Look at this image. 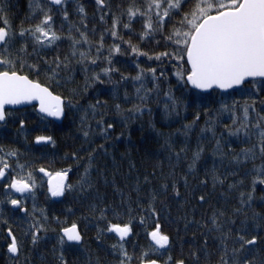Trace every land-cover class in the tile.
I'll return each instance as SVG.
<instances>
[{
    "label": "snow or ice",
    "instance_id": "snow-or-ice-1",
    "mask_svg": "<svg viewBox=\"0 0 264 264\" xmlns=\"http://www.w3.org/2000/svg\"><path fill=\"white\" fill-rule=\"evenodd\" d=\"M100 9L99 19L105 20V15L111 13L109 17L112 20L111 27L106 29L111 36H118V28L121 20L126 14L129 22L138 15L144 19L145 30L143 37H149L153 34H159L164 40L165 51L149 55L148 52H140L137 46L128 41V45L133 53H139L146 56L149 60L160 62L162 65L159 75L157 68L148 69L140 68L139 73L133 77L135 81L140 82V86L135 90V98L139 103H134L129 113L143 114L147 110L152 114V109L148 106L155 98L160 100V78L165 76V62L175 61V75L179 80L184 81L185 86L191 85L193 89L199 90H228L232 89L246 97L241 101L233 99L232 104L221 103V108L216 113L211 111L205 112V128L201 129L203 134L211 131L213 137L217 135L216 125L220 112L228 111L230 113L242 112V118L234 115L231 125L225 124L224 128L229 137H239L243 134L246 146L241 149L240 153L234 154L233 158L240 161H255L260 158L264 161V0H197L194 8L184 11V8L190 0H144L143 5H137L135 0L128 4L126 9L122 5H117L119 15L112 11L109 0H95ZM30 13L21 20L17 25L9 15V0H0V122L7 123L10 113L6 106L25 105L31 102H37L39 112L46 114L48 117L67 118L70 112H79L83 106L79 104L76 97L80 94L78 89H71L69 95L57 94L55 88L63 87L64 83L71 82L72 77L61 76V72L69 71L72 61L68 57L63 59L57 55L51 62L44 58L40 62H30L35 58L39 60V52L45 49L57 47L59 42L67 39L71 43V56L78 57L77 63L82 65V71L85 73L83 92L87 93L88 89L97 82L103 83L102 76L108 81H112V73L119 72L112 65V53L121 51L119 44H114L108 49V55L103 57L102 49L104 48V34L101 33L99 40L95 42V55H93L94 42L89 38L87 30L81 31L69 21V12L67 0H30ZM54 9L56 10L54 12ZM105 9L107 12H105ZM78 13L83 14L81 24L86 29L87 13L83 5H78ZM59 13L64 21L69 22L67 35L63 33V23L61 31L56 28L54 16ZM179 16V21L175 17ZM169 24L173 25L171 32L167 30ZM125 29L130 24H123ZM79 33V38L73 35V29ZM95 32V29L92 30ZM120 39H123L120 37ZM82 43L87 45L86 50H81ZM160 45V41H156ZM31 46V52L29 47ZM104 59L109 66L100 68V71H92L89 75V65L99 67L97 61ZM43 65H51L47 71ZM139 67V65H137ZM50 73L51 75H48ZM151 75V80L155 82L153 88L146 87L145 74ZM45 79L41 80V75ZM121 79H127L121 76ZM167 102L163 104L165 118L173 114L179 115L181 107L187 111L189 107L198 109L204 108L205 98L199 93L193 92L191 104L185 100H178L173 94L171 88L165 94ZM127 98V92H125ZM107 107V101L101 102L96 100L95 103H88L87 110H90L93 118L99 116L97 125L108 139V130L113 129V124H105L103 119L106 113L103 108ZM117 111H122L121 105L117 104ZM81 117V130L85 138L91 134V124L87 122L88 111ZM195 118L188 124L182 126L183 136L185 137L184 147L179 151L176 150L172 142L171 134L160 133L165 136V145L174 155L177 161L181 158V153L186 156L187 138L191 130L196 126L200 119V112L197 111ZM21 128L25 120H19ZM220 139H216V148L213 155L224 157L225 132H221ZM36 143L48 142L55 145L56 141L50 135H38L35 137ZM230 144V142H227ZM99 149L107 151L103 144ZM97 149L93 148L88 155L83 172L79 173V178L75 183L69 182V173L72 171L71 166L67 168L49 170L40 167L39 172L44 173L47 177V191L51 197H63L66 192L84 193L94 187L92 170L94 168V158ZM204 148L198 144L197 149L193 152L191 161L188 164L190 173H194L197 162L201 158ZM74 159L79 162L81 157L78 153L73 152L71 157L67 154L65 159ZM15 163H11V161ZM31 165L20 163V153L18 149L7 148L0 144V205H11L12 208L25 216H31L32 219L28 224L25 236H30L31 243L35 246L42 238L40 233L47 232L46 227L47 213L45 209L36 208V179L30 170ZM99 171V170H97ZM235 176L237 173L233 172ZM208 176H210L213 188L217 184L223 185L224 180L216 172L215 166L205 171V179L201 180L202 185H207ZM250 176V185L248 191H239V203L241 207L235 208L233 214L243 213V206L249 209L253 208L256 200L258 186H264V162L259 166L253 165L252 170L246 174L245 179ZM227 177H225L226 179ZM184 187L189 185L188 176L182 177ZM245 179H240L228 185L230 189H238L244 185ZM147 180V177H145ZM105 182H107L105 178ZM169 185L162 184V190L167 193ZM19 193L21 198H16L12 193ZM172 190L176 197H180V189L177 183L173 181ZM98 191V190H97ZM30 195L33 201L32 212L29 213L26 207L27 201L23 198ZM99 199V197H97ZM199 202L206 201L205 195L198 197ZM158 193L152 190L150 198L147 201V208L144 204L137 201L139 210L145 212L146 216H140L141 225H147L153 221V225L147 235L150 236L149 245L140 250V254L134 251L129 253L125 246V239L133 233V222L137 219L131 215L133 209L129 204L127 212L128 219L125 222L117 208L106 203H93L89 205L91 213L97 215L99 221L104 222V227L97 229L96 240L102 241L107 233H115L118 236L116 243L111 245V250L116 254V260L113 264H161L160 260L152 257V253L160 252L164 249L167 252V258L163 264H264V254L257 256L258 242L264 244V235L255 232V229H264V212L253 210L252 216L243 213L245 219L241 221L239 228L233 231L229 227L224 230V225L220 222L219 217L225 215L223 211L214 212L211 219V228H208L207 222L204 227L209 232L216 231L219 235L216 239L219 241L217 246L218 257L212 260L213 253L209 249L208 237H204L202 248L190 250L187 256L181 251L179 257H173L169 249L172 246L171 237L162 230L159 223L160 213L157 211ZM264 202V195L260 197ZM123 195L121 203L123 204ZM102 205V206H101ZM40 215L37 216L36 212ZM111 213L112 219H109ZM59 223V217H55ZM119 220V222H113ZM253 222V228L248 227V222ZM7 226V219L0 220ZM229 224L234 225L235 220H228ZM187 227V225H185ZM6 247L8 253L19 255L22 250L21 240L14 234L11 227H7ZM85 244V237L81 231L80 225L72 221L68 226L60 228L58 236V246L53 248V257L55 264H70L65 252L74 246ZM67 245V247H66ZM85 252L88 250L85 248ZM87 264H102L101 257L87 255Z\"/></svg>",
    "mask_w": 264,
    "mask_h": 264
},
{
    "label": "trees",
    "instance_id": "trees-1",
    "mask_svg": "<svg viewBox=\"0 0 264 264\" xmlns=\"http://www.w3.org/2000/svg\"><path fill=\"white\" fill-rule=\"evenodd\" d=\"M109 2L112 11L119 15L120 10L117 9V5H122L123 9H126L132 0H109ZM196 2L197 0H190L184 11L194 8ZM29 3L30 0H9V15L13 17L17 25L30 13ZM135 3L143 5L144 0H135ZM78 5H83L87 13L86 29L81 24L83 14L78 13ZM67 7L69 21L81 31L87 30L89 38L94 42L93 55H95V42L99 40L101 33L104 34L103 57L108 55V49L111 46L120 45L121 51L112 53L111 65L114 69H119V72L114 71L112 73V81L118 83L110 82L102 76L103 83L97 82L88 89L87 93H84L82 89L85 73L82 71V65L77 63L78 57L71 56V43L67 39L59 42L57 47L40 51L39 60L35 56L30 60V62H40L47 58L51 62L57 55L61 59L68 57L72 61L69 66L72 71H63L61 76L65 78L71 76L72 80L64 83L63 87L55 88V91L57 94L67 96L71 94V89H78L80 94L76 99L83 106V110L70 112L60 125L40 116L34 107L16 111L9 110L10 115L7 123L0 125V144L7 148L18 149L20 163L31 165L30 170L35 176L37 185L35 190L36 208L37 210L45 209L48 217L46 222L48 231L40 233L42 238L34 246L30 236H25L32 217L14 211L11 205H0V220L7 219L8 221L7 226L0 223V264H55L53 248L58 246L60 228L68 226L72 221H76L80 225L85 237V244L74 246L65 252L70 264H87L88 253L93 256H100L102 264H113L117 257L111 250V245L117 242L118 236L115 233H107L102 241H97V229L98 227L103 228L104 222L99 221L97 215L89 210L90 204L101 203V201L117 208L125 222L128 219V215L125 213L129 204L131 205L133 209L131 215L136 216L137 219L133 222L134 234L125 239V246L129 253H132L135 245V252L139 255L141 248H146L151 242L147 232L151 230L154 222L150 220L147 225H141L139 217L147 214L139 210L137 201L142 202L147 208V201L153 189L158 193L156 207L160 213L159 223L162 225V230L172 240V246L169 249L172 256L179 257L181 251L187 256L190 250L202 248L204 237L207 236L209 249L213 253L212 260L215 261L218 257L217 246L219 245L216 237L219 233L208 231V228L212 227L210 218L213 213L223 211L225 215L219 217V220L224 225V230L227 231L231 227L235 232L240 227L241 221L245 219L243 213H247L251 217L253 210L264 212V202L260 200V197L264 195V186H258L253 208L249 209L245 205L243 206V213L233 214L235 208L241 207L239 191L249 190L251 177L248 176L245 179L246 174L252 170L254 164L259 166L264 162L260 158L255 161H244L243 157L237 161L233 158L234 154L240 153L241 149L246 146L245 138L242 133L239 137H229L224 125H231V118L234 115L242 118V112H220L219 116L214 117L218 120L217 135L213 137L211 131L201 133V129L206 127L205 112L216 113L220 110L222 102L231 105L233 99H236L243 103L246 97L240 96L238 92L227 94L218 91L209 94L199 93L205 98V101H210V103H205L204 108L189 107L187 111H184L181 107L179 115L173 114L165 118L163 104L167 102L165 94L169 88L172 89L178 100H185L189 104H191L192 93L195 92L188 85L185 86L184 81L179 80L175 75V68L173 67L175 61H166L163 65L166 69L165 76L160 78V100L157 102L154 98L148 105L152 109V114L149 115L147 110L143 114L129 113L127 110L131 109L134 103H139L135 98V90L140 86V82L135 81L133 77L139 73L140 68L148 69L150 67L157 68V75H159L162 65L160 62L149 60L139 53H133L127 42L131 41L132 45L137 46L140 52H148L149 55H154L169 50L162 46L165 43L164 40L159 34L143 37L145 18L138 15L129 22L126 14L118 28V36H111L110 32L106 31L112 24V20L109 18L111 13H107L105 20L101 21L99 19L100 9L95 0H67ZM105 12H107L106 9ZM54 19L58 31H61L60 26L63 23L62 31L66 36L69 22L64 21L58 12ZM179 19V16L175 17L176 21ZM123 24H130V27L125 29ZM172 28V24L167 26L169 32ZM93 29L95 32L92 31ZM72 34L79 38V33L75 31V28ZM157 40L160 41V45H157ZM80 47L81 50L87 49V45L83 43ZM29 51L31 52V46ZM97 64L99 67L89 65V75L92 71L98 72L100 68L109 66L103 58L97 61ZM50 66V64H42L46 71ZM48 75L51 74L48 73ZM122 75L127 79L122 80ZM145 78L146 87L153 88L155 82L151 80V75L146 73ZM40 79L44 80L45 75L42 74ZM125 92H127V98ZM96 100L107 101V107L103 108V112L106 113L103 119L105 124L114 125L113 129L108 130V139L104 138V134L97 125V120L100 117L93 118L90 110H87L88 103H95ZM117 104L121 105L122 111H117L115 107ZM84 110L88 111L87 122L91 124L92 128L88 138L84 137L81 130V117L85 114ZM197 111L200 112V119L187 138L186 156L181 153V158L177 161L165 145V136L160 135V133L171 134L172 142L176 150L179 151L181 147H184L185 137L182 131L178 132L177 130H182L183 125L193 121ZM21 119L25 120L23 128L19 123ZM221 132H225L222 143L225 145L224 152L227 155L224 157L213 155L216 139H220L219 134ZM38 135L52 136L56 141L55 145L48 142L37 144L35 137ZM101 144L107 148L106 152L99 149ZM198 144L204 148V151L197 162L195 172L190 173L188 164ZM93 148L97 149L92 170L94 187L84 193L66 192L60 200L53 199L47 191V177L38 169L45 167L53 170L71 166L69 182L75 183L79 178V173L83 172V167ZM73 152L78 153L81 157L79 162L71 158L65 159L66 154L71 157ZM11 163L14 164L15 161L13 160ZM213 166H215L220 178L224 180L223 185L217 184L215 188H213L210 176L207 177V185L200 183L206 178L205 171H210ZM233 172L237 175H231ZM183 176H188L189 185L187 188L184 187ZM225 177L227 178L225 179ZM105 178L107 182H105ZM240 179H245L243 186L238 189L228 187L229 184ZM173 181L177 183L180 189V197H176L172 190ZM162 184L169 185L167 193L162 190ZM12 194L16 198H21V195L15 193L14 190ZM122 195L123 204L121 203ZM200 195L206 196L205 202H199L198 197ZM2 198L3 196L0 195V199ZM23 198L27 201L26 207L31 213L33 207L31 196L25 195ZM36 215L39 216L40 212L37 211ZM55 217H59L60 221L64 223L57 222ZM109 219H112L111 213H109ZM229 219L235 220V224H229ZM113 222H119V220ZM204 222H207L208 228L203 226ZM7 227L13 229L14 234L22 243L21 253L15 259L10 256L6 247ZM248 227L253 228L251 220L248 222ZM255 232L264 235V229H255ZM85 248L88 250L87 252L84 251ZM262 254H264V244L258 242L257 256ZM151 255L153 258L159 259L161 264L167 258V252L164 249ZM133 264H136L135 260Z\"/></svg>",
    "mask_w": 264,
    "mask_h": 264
},
{
    "label": "water",
    "instance_id": "water-1",
    "mask_svg": "<svg viewBox=\"0 0 264 264\" xmlns=\"http://www.w3.org/2000/svg\"><path fill=\"white\" fill-rule=\"evenodd\" d=\"M188 87L198 93L201 94H209L211 92H213V90H199V89H193L192 86L189 84ZM215 91L221 92L223 94H227L230 92H233L232 89H228V90H221V89H217ZM31 107H35L36 108V112L41 115L43 118L53 121L54 123L60 125L64 122L65 118H54V117H48L46 116V114H42L39 112V106L37 102H31L30 104H25V105H13V106H6L7 110H11V111H15V110H22V109H27V108H31ZM0 124H4L3 122H0ZM54 199H61L62 197H53ZM13 209V208H12ZM14 210V209H13ZM23 214V213H22ZM10 254V253H9ZM10 256L12 258H17L19 255L16 254H10Z\"/></svg>",
    "mask_w": 264,
    "mask_h": 264
},
{
    "label": "flooded vegetation",
    "instance_id": "flooded-vegetation-1",
    "mask_svg": "<svg viewBox=\"0 0 264 264\" xmlns=\"http://www.w3.org/2000/svg\"><path fill=\"white\" fill-rule=\"evenodd\" d=\"M50 194V193H49Z\"/></svg>",
    "mask_w": 264,
    "mask_h": 264
}]
</instances>
